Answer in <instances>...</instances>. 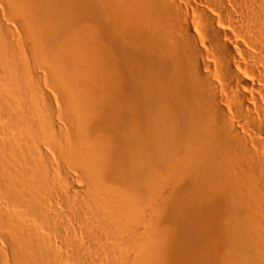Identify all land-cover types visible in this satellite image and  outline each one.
<instances>
[{
    "label": "bare ground",
    "instance_id": "1",
    "mask_svg": "<svg viewBox=\"0 0 264 264\" xmlns=\"http://www.w3.org/2000/svg\"><path fill=\"white\" fill-rule=\"evenodd\" d=\"M0 264H264V0H0Z\"/></svg>",
    "mask_w": 264,
    "mask_h": 264
},
{
    "label": "rangeland",
    "instance_id": "2",
    "mask_svg": "<svg viewBox=\"0 0 264 264\" xmlns=\"http://www.w3.org/2000/svg\"><path fill=\"white\" fill-rule=\"evenodd\" d=\"M94 33H95V32H94ZM89 56H90V55H88V58H93L92 56H90V57H89ZM87 60H88V59H87ZM89 61L91 62L90 59L88 60V63H90ZM92 61H93V59H92ZM93 62H95V60H94ZM91 63H92V62H91ZM93 64H94V63H93ZM204 173L206 174V171H205ZM205 174H202V176H204Z\"/></svg>",
    "mask_w": 264,
    "mask_h": 264
}]
</instances>
